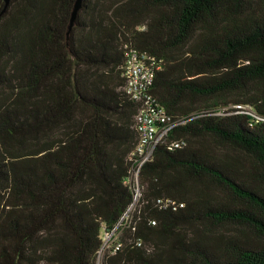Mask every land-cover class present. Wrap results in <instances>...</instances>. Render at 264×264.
I'll list each match as a JSON object with an SVG mask.
<instances>
[{"label":"trees","instance_id":"16d2710c","mask_svg":"<svg viewBox=\"0 0 264 264\" xmlns=\"http://www.w3.org/2000/svg\"><path fill=\"white\" fill-rule=\"evenodd\" d=\"M75 2L0 0V264H98L135 203L103 264H264V0H82L68 35ZM127 46L179 120L136 202Z\"/></svg>","mask_w":264,"mask_h":264},{"label":"built area","instance_id":"2783aa9c","mask_svg":"<svg viewBox=\"0 0 264 264\" xmlns=\"http://www.w3.org/2000/svg\"><path fill=\"white\" fill-rule=\"evenodd\" d=\"M159 68V60L154 55L131 46L125 48L123 89L137 104L134 122L138 141L129 156L132 166L126 179V182L135 189V196L140 195L139 172L142 165L153 159L156 147L165 141L168 133L179 123V120L160 104L152 92L156 70ZM183 144H185L184 140H174L169 143L168 148L174 149ZM157 204L162 208L174 209L184 205L171 197H160L157 199ZM131 207L113 228H103V243L98 252V264H103L106 253L115 254L121 248L120 237L124 228L130 226L133 216L134 210ZM137 243L141 245L142 241L138 240ZM40 264L56 263L42 261Z\"/></svg>","mask_w":264,"mask_h":264},{"label":"water","instance_id":"95a60500","mask_svg":"<svg viewBox=\"0 0 264 264\" xmlns=\"http://www.w3.org/2000/svg\"><path fill=\"white\" fill-rule=\"evenodd\" d=\"M9 1L10 0H6V3H8ZM81 7H82V0H76L73 11H72V15L70 18L69 26H68V32H67L68 35L70 34V31L72 30V28L75 24L77 13Z\"/></svg>","mask_w":264,"mask_h":264},{"label":"rangeland","instance_id":"374dc122","mask_svg":"<svg viewBox=\"0 0 264 264\" xmlns=\"http://www.w3.org/2000/svg\"><path fill=\"white\" fill-rule=\"evenodd\" d=\"M138 198H139V196H138V195H137V196H135V202L138 200ZM135 206H136V203H135L134 205H132L131 209H132V210H134Z\"/></svg>","mask_w":264,"mask_h":264}]
</instances>
